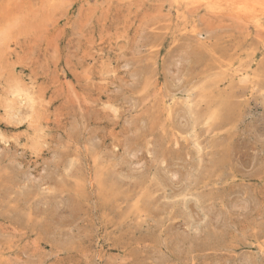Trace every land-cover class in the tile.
I'll return each mask as SVG.
<instances>
[{
	"label": "rangeland",
	"instance_id": "obj_1",
	"mask_svg": "<svg viewBox=\"0 0 264 264\" xmlns=\"http://www.w3.org/2000/svg\"><path fill=\"white\" fill-rule=\"evenodd\" d=\"M0 264H264V0H0Z\"/></svg>",
	"mask_w": 264,
	"mask_h": 264
},
{
	"label": "bare ground",
	"instance_id": "obj_2",
	"mask_svg": "<svg viewBox=\"0 0 264 264\" xmlns=\"http://www.w3.org/2000/svg\"><path fill=\"white\" fill-rule=\"evenodd\" d=\"M41 22H42V20H41ZM32 26H33V24H32ZM22 27H23V26H22ZM22 27H21V28H22ZM13 29H14V27H13ZM30 105H31V104H30Z\"/></svg>",
	"mask_w": 264,
	"mask_h": 264
}]
</instances>
